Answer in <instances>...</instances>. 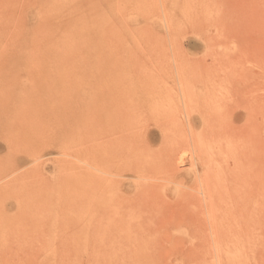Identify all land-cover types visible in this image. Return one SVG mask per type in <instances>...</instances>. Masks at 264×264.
Here are the masks:
<instances>
[{
    "label": "rangeland",
    "instance_id": "rangeland-1",
    "mask_svg": "<svg viewBox=\"0 0 264 264\" xmlns=\"http://www.w3.org/2000/svg\"><path fill=\"white\" fill-rule=\"evenodd\" d=\"M0 147V264H208L204 209L264 216V0H0Z\"/></svg>",
    "mask_w": 264,
    "mask_h": 264
},
{
    "label": "bare ground",
    "instance_id": "bare-ground-1",
    "mask_svg": "<svg viewBox=\"0 0 264 264\" xmlns=\"http://www.w3.org/2000/svg\"><path fill=\"white\" fill-rule=\"evenodd\" d=\"M82 2V1H81ZM81 2H79V3H81ZM90 3V2H89ZM97 4V3H96ZM95 4V5H96ZM86 5V4H85ZM88 5V4H87ZM92 5V4H91ZM90 5V6H91ZM78 6V5H77ZM83 6V5H82ZM82 6H80L79 5V8L81 7L82 8ZM89 6V5H88ZM87 6V7H88ZM94 6V5H93ZM75 8V7H74ZM73 8V9H74ZM89 8V7H88ZM72 9V10H73ZM91 9V8H90ZM93 9V8H92ZM85 11H86V9H85ZM95 11V10H94ZM84 12V11H83ZM73 13V12H72ZM75 15V19H73V21L74 20H76V15L77 14H74ZM73 18V17H72ZM85 20H86V17H85ZM77 21V20H76ZM85 22V21H84ZM75 23V22H74ZM79 23V22H78ZM75 25H77V23L75 24ZM165 25V24H164ZM73 28H74V26H73ZM80 28V27H79ZM76 30V29H75ZM78 31V30H77ZM103 66V65H102ZM106 70V69H105ZM113 75V74H112ZM99 80V79H98ZM115 84H116V82H115ZM97 93V92H96ZM95 93V94H96ZM100 97V96H99ZM94 99V98H93ZM87 113H89V112H87ZM91 113H94V112H90L89 113V118L92 116V118H93V114L91 115ZM115 114L116 113H119V112H114ZM124 113H126V112H124ZM127 114V113H126ZM118 114H116V116H117ZM122 115V113H120V116ZM125 115V114H124ZM123 115V116H124ZM119 115H118V117L117 118H119L120 117ZM122 116V117H123ZM121 117V118H122ZM126 117V116H125ZM149 117V116H148ZM120 118V119H121ZM128 117H126V119H127ZM119 119V120H120ZM123 119H124V117H123ZM89 120H91L92 121V119H89ZM118 121V120H117ZM124 121V120H123ZM122 121V122H123ZM126 121V120H125ZM139 121V120H138ZM137 121V122H138ZM88 122H90V121H88ZM94 123V122H93ZM93 123L91 122V125H93ZM121 123V122H120ZM140 123V122H139ZM95 124V123H94ZM127 125V124H126ZM117 126H119V125H117ZM138 126V125H137ZM119 127H121V126H119ZM125 127V126H124ZM132 127V126H131ZM186 127L189 129V126H188V124L186 123ZM147 128V127H146ZM111 128L109 127V130H110ZM123 129V128H122ZM147 129H149V128H147ZM93 130V129H92ZM105 131V130H104ZM139 131V130H138ZM149 131V130H148ZM155 131V130H154ZM106 132L109 134V132L106 130ZM157 132V131H156ZM190 132V131H189ZM93 133V132H92ZM127 133H128V131H127ZM131 133V132H130ZM138 133V132H137ZM140 133L142 134V132L140 131ZM101 134V133H100ZM126 134V133H125ZM125 134H124V136H125ZM133 134V133H132ZM135 135H136V133H134ZM133 134V135H134ZM155 133L154 132H151L150 133V136H149V142H154L155 140H156V138H155V136L156 135H154ZM91 135V134H90ZM94 135V134H93ZM102 136H103V134H101ZM134 135V136H135ZM143 135V134H142ZM145 135V134H144ZM143 135V136H144ZM147 135V134H146ZM154 135V136H153ZM123 136V137H124ZM127 136H129L128 134H127ZM127 136H125V138L127 137ZM136 136H138V134L136 135ZM148 136V135H147ZM9 137V136H8ZM12 137H14V135H12ZM89 137V136H88ZM95 137V136H94ZM140 137V136H139ZM146 137V136H145ZM100 138H101V136H100ZM138 138V137H137ZM16 139V138H15ZM88 139H90V138H88ZM94 139V138H93ZM124 139V138H123ZM134 139V138H133ZM132 139V140H133ZM139 139V138H138ZM142 139H143V137H142ZM141 139V140H142ZM7 140H8V138H7ZM111 140V139H110ZM112 140H113V138H112ZM115 140H117L118 141V139L116 138ZM120 140V139H119ZM126 140V139H125ZM128 140H129V138H128ZM97 141V140H96ZM108 141V140H107ZM127 141V140H126ZM146 141V140H145ZM111 142V141H110ZM130 142V141H129ZM138 142V141H137ZM137 142H135L134 143V141H133V143L134 144H137ZM93 143V142H92ZM114 143V142H113ZM119 143V142H118ZM120 143H121V141H120ZM128 143V142H127ZM161 143V142H160ZM97 144V143H96ZM129 144V143H128ZM133 144V146H135ZM138 144H139V142H138ZM100 145H101V143H100ZM113 145V144H112ZM121 145V144H120ZM140 145V144H139ZM145 145V144H144ZM143 145V146H144ZM91 146V145H90ZM96 146H98V145H96ZM132 146V147H133ZM138 146V145H137ZM136 146V147H137ZM142 146V147H143ZM163 146V145H162ZM10 147V146H9ZM99 147V146H98ZM141 147V148H142ZM164 147H165V145H164ZM166 147H168V145L166 146ZM166 147H165V153H167L166 152V150H168V148L166 149ZM13 148V147H12ZM110 148V147H109ZM134 148V147H133ZM148 148V147H147ZM161 148V147H160ZM171 148V147H170ZM137 149V148H136ZM140 149V148H139ZM144 149H145V146H144ZM143 149V150H144ZM92 150V149H91ZM143 150H141V151H143ZM151 150V149H150ZM149 150V151H150ZM162 150L163 149H161V152H162ZM89 151V150H88ZM117 151V150H116ZM131 151V150H130ZM137 151V150H136ZM141 151H139V152H141ZM144 151H147V150H144ZM158 151V150H157ZM175 151V150H174ZM7 152V151H6ZM17 152V151H16ZM93 152V151H92ZM107 152V151H106ZM169 152V151H168ZM95 153V152H94ZM127 153V152H126ZM138 153V152H137ZM146 153V152H145ZM149 153V152H148ZM156 153V152H155ZM164 153V154H165ZM112 154V153H111ZM162 154V153H161ZM163 154V155H164ZM39 155V156H38ZM63 155V154H62ZM91 155V154H90ZM95 155H97L96 153H95ZM104 155V154H103ZM108 155V154H107ZM106 155V156H107ZM110 155V154H109ZM167 155V154H166ZM41 156H42V153L40 154H37V153H35V154H31V155H20L19 157H15L16 158V161H14V163H17V164H19L20 163V165H22V164H25L24 166H27V164L26 163H28L29 162V160H38V159H40L41 158ZM105 156V158H107ZM143 156V155H142ZM172 156V155H171ZM1 157V156H0ZM7 157V156H6ZM2 158V157H1ZM10 158V157H9ZM61 158V157H60ZM85 158V157H84ZM104 158V157H103ZM148 158V157H147ZM146 158V159H147ZM6 159V158H5ZM92 159V158H91ZM115 159V158H114ZM149 159V158H148ZM172 159V158H171ZM183 159V158H182ZM1 160V159H0ZM138 160H140V159H138ZM102 162H103V160H101ZM105 161H106V159H105ZM104 161V162H105ZM108 161V160H107ZM129 161V160H128ZM131 161V160H130ZM171 161V160H170ZM151 162H152V160H151ZM164 162V161H163ZM162 162V163H163ZM183 160H181L180 161V163L181 164H183ZM106 163V162H105ZM123 163V162H122ZM146 164H147V162H145ZM148 163H149V161H148ZM159 163V162H158ZM3 164V163H2ZM11 164H12V162H11ZM40 164V163H39ZM102 164V163H101ZM155 164V163H154ZM164 164H167V163H165L164 162ZM173 163H171V165H172ZM20 165H14L13 166V169L11 170L12 172H19L20 170H22V169H24V166L22 165V166H20ZM114 165H116V164H114ZM137 165V164H136ZM141 165V164H140ZM148 165H150V164H148ZM153 165V164H152ZM163 165V164H162ZM84 166V165H83ZM126 166V165H125ZM139 166V165H138ZM143 166H145V165H143ZM165 166V165H164ZM36 167V166H35ZM89 167V166H88ZM94 167H96V166H94ZM107 167V166H106ZM155 167V166H154ZM158 166H156V168H157ZM160 167V166H159ZM168 167V166H167ZM2 168H3V166H2ZM100 168V167H99ZM142 168H144V167H142ZM104 169V168H103ZM102 169V170H103ZM121 169V168H120ZM162 171H164V170H166V168L164 169L163 167H162ZM7 170H9V168L7 169ZM32 170V169H31ZM88 170V169H87ZM96 170V169H95ZM101 170V169H100ZM106 170V169H105ZM161 170V169H160ZM169 170V169H168ZM167 170V171H168ZM92 171V170H91ZM99 171V170H98ZM109 171V170H108ZM124 172H125V176H127V177H129L130 178V176H131V173H132V169H127V170H123ZM142 171V170H141ZM140 171V172H141ZM4 172V171H3ZM8 172V171H7ZM22 172V171H21ZM30 172V171H29ZM29 172L28 171H26L25 170V174L24 175H26L27 173L29 174ZM89 172V171H88ZM95 172V171H94ZM97 172V171H96ZM0 173H1V171H0ZM9 173V172H8ZM20 173V172H19ZM32 173V171L30 172V174ZM33 173H35V172H33ZM139 173V172H138ZM143 173V172H142ZM153 173H154V171H153ZM158 173H159V171H158ZM166 173V172H165ZM12 174V173H11ZM27 174V175H28ZM36 174V173H35ZM111 174V173H110ZM123 174V173H122ZM148 174V173H147ZM150 174H151V172H150ZM13 175V174H12ZM15 175V174H14ZM20 175H23V172H22V174H20ZM32 175V174H31ZM99 175V174H98ZM101 175V174H100ZM121 175V174H120ZM162 175V174H161ZM5 176V175H4ZM11 176V175H10ZM101 176H103V175H101ZM144 176V175H143ZM152 176V175H151ZM150 176V177H151ZM164 176V175H163ZM2 177H3V173H1V175H0V180L2 179ZM19 177V176H18ZM116 177H118L117 175H116ZM132 177V176H131ZM147 176H145V178H146ZM149 177V178H150ZM156 177V176H155ZM162 177V176H161ZM4 178V177H3ZM5 178H7V177H5ZM22 178V177H21ZM128 178V179H129ZM134 178V177H133ZM149 178H148V180H146L145 179V181H149ZM156 178H158V177H156ZM165 178V177H164ZM15 179V178H14ZM20 179V178H19ZM100 179H101V177H100ZM154 179V178H153ZM159 179V178H158ZM157 179V180H158ZM166 179V178H165ZM9 180H11V178H9ZM9 180H7L8 181V183H9ZM23 180V179H22ZM99 180V179H98ZM5 181H6V179H5ZM6 181V182H7ZM102 181V180H101ZM151 181V180H150ZM154 181V180H153ZM160 181V180H159ZM11 182V181H10ZM14 182V181H13ZM117 183L116 184H119V190L121 189V187H125V189H126V186H127V184L129 183L128 181H125V180H123V179H120V180H118V181H116ZM2 183V182H1ZM102 183V182H101ZM5 184V183H4ZM11 184V183H10ZM90 184V183H89ZM104 184V183H103ZM145 184V183H144ZM148 184V183H147ZM149 184H151V183H149ZM148 184V185H149ZM164 184V183H163ZM101 185V184H100ZM137 188H136V190H138V191H141V192H138V193H136L135 194V196H142V194L144 195V194H146V190L148 189V187H144V188H142L144 185H142V183H140V185H139V183H136V184H134ZM153 185V184H152ZM155 185H156V179H155ZM158 185H160V183L158 184ZM131 186H133V185H131ZM130 186V187H131ZM149 186H151V185H149ZM160 187H162V186H160ZM95 188V187H94ZM127 188H128V186H127ZM140 188V189H139ZM151 188V187H150ZM157 188V187H156ZM155 188V189H156ZM124 189V190H125ZM88 190V189H87ZM149 190V189H148ZM147 190V191H148ZM162 190H164V188H162ZM122 191V190H121ZM153 191V190H152ZM152 191H150L151 193H152ZM157 192H158V190H156ZM156 191H155V193H156ZM105 193V192H104ZM148 194H149V191L147 192ZM160 193H161V191H160ZM201 193V192H200ZM199 193V194H200ZM153 194H154V191H153ZM200 195H202V194H200ZM152 196V195H151ZM164 196V195H163ZM136 197V198H137ZM201 200H202V197H201ZM202 201H204V199L202 200ZM130 203L132 202V201H129ZM205 202V201H204ZM121 204V203H120ZM132 204V203H131ZM129 205V204H128ZM203 205H204V203H203ZM131 206V205H130ZM132 207V206H131ZM125 209V208H124ZM128 209V208H127ZM131 210V209H130ZM204 212H205V218H206V228H207V231H208V236L207 235H204L203 234V236H204V241H207V243H208V254H209V257H210V261H208V264H232L230 261H229V254L231 253V251L229 250V247L233 244V242H235V241H237V243H238V245H240V250H238V249H236V251L237 252H241L242 253V255H243V261H241V264H264V216L263 217H261V221H260V223H259V229H256V230H254V232H252L251 234L249 233V232H246V236H244L243 235V233L245 232V231H249V230H252L253 228H251L250 226H247V225H245V226H242V224L241 223H237V222H235L233 225H231V224H229V223H227V225H225V226H223V225H221V224H216V223H211L210 221H209V216H208V213H207V210L206 209H204ZM94 213V212H93ZM125 213V212H124ZM129 213V212H128ZM133 213V212H132ZM105 214V213H104ZM126 214V213H125ZM134 214V213H133ZM132 215V214H131ZM135 215V214H134ZM104 216V215H103ZM124 216V215H123ZM125 216H127L128 217V215H125ZM139 216V218L137 219V220H141V219H143L142 218V215H138ZM138 216H136V217H138ZM147 216V215H146ZM130 217V216H129ZM132 217V216H131ZM149 218H150V216H148ZM96 218V217H95ZM121 218V220L123 221V217L121 216L120 217ZM127 219V218H126ZM135 219V218H134ZM133 219V220H134ZM125 220V219H124ZM96 222V221H95ZM124 222H127V220L126 221H124ZM138 222V221H137ZM136 222V223H137ZM97 223V222H96ZM130 224H132V223H130ZM94 226V225H93ZM117 228H119V229H117V230H115V232H110V234H106V235H108V237L109 238H115V236H119V238L122 240V241H124L123 243H126L125 241H133V242H144V241H148V240H154L153 239V235H151V234H149V233H147V230H146V232L144 231V227L143 226H141V225H136L135 223L134 224H132V225H122V224H119L118 226H117ZM93 230V229H92ZM95 230H96V228H95ZM97 230H98V228H97ZM15 233V232H14ZM19 233H20V231H19ZM18 233V234H19ZM98 233H100V230L98 231ZM97 233V231H96V234H98ZM87 234H89V232L87 233ZM86 234V236H89V235H87ZM92 234V233H91ZM102 234H100V238H102V236H101ZM27 236V235H26ZM91 236V235H90ZM89 236V237H90ZM107 236H105V238H106ZM107 237V238H108ZM170 237V236H169ZM30 238H32V237H30ZM157 238V237H156ZM25 239V238H24ZM93 239V238H92ZM117 239V238H116ZM120 239H118V241L120 240ZM201 239V238H200ZM26 240H27V238H26ZM32 239H30L29 241H31ZM90 240V239H89ZM159 240V239H158ZM157 240V241H158ZM5 241V240H4ZM9 241V239L6 241V242H8ZM28 241V240H27ZM87 241H88V238H87ZM14 242V241H13ZM17 242V241H16ZM19 242V241H18ZM17 242V243H18ZM22 242V241H21ZM35 242V241H34ZM37 242V241H36ZM35 242V243H36ZM17 243H16V246H17ZM42 243V242H41ZM146 243V242H145ZM232 243V244H231ZM7 244V243H6ZM29 244V243H28ZM40 244V243H39ZM128 244V243H127ZM127 244H125V245H127ZM130 244V243H129ZM132 244H134V243H132ZM141 244V243H140ZM148 244V243H147ZM13 245V244H12ZM119 245V244H118ZM5 246H8V245H5ZM9 246H11V244H9ZM15 246V247H16ZM21 246V245H20ZM34 246H35V244H34ZM134 246V245H133ZM144 246V245H143ZM143 246H141V247H143ZM13 247V246H12ZM15 247H14V251H15ZM43 247V246H42ZM91 247V246H90ZM124 247V246H123ZM141 247H140V249L139 250H141ZM146 247V246H145ZM9 247H5V249H8ZM17 248V247H16ZM44 248H45V246H44ZM99 248V247H98ZM121 248V247H120ZM124 248H126V247H124ZM128 248H130V247H128ZM5 249H4V251H5ZM21 249V248H20ZM31 249V248H30ZM123 249V248H122ZM131 249V248H130ZM138 249V248H137ZM145 249V248H144ZM146 249H147V247H146ZM149 249V248H148ZM1 250H3V247L0 249V251ZM10 250V249H9ZM8 250V251H9ZM12 250H13V248H12ZM118 250V249H117ZM138 250V251H139ZM4 251H2V252H4ZM18 251V250H17ZM17 251H15L16 253H17ZM20 251V250H19ZM42 251H44V250H42ZM41 251V252H42ZM47 251V250H46ZM91 251V250H90ZM128 251H130V250H128ZM145 252H146V250H144ZM144 251H143V253H144ZM158 251V250H157ZM2 252H0V253H2ZM6 252H7V250H6ZM10 252H12V251H10ZM9 252V253H10ZM21 252H23V251H20V253ZM37 252V251H36ZM48 252V251H47ZM118 252H120V251H118ZM126 252V251H125ZM137 252V251H136ZM135 252V253H136ZM142 252V251H141ZM9 253H7V255H9ZM16 253H12V254H14V255H16ZM34 253V252H33ZM128 253H131V252H128ZM142 253V254H143ZM156 253V252H155ZM4 254H6L5 252H4ZM12 254H10V255H12ZM22 254H24V253H22ZM21 254V255H22ZM35 254V253H34ZM132 254V253H131ZM137 254V253H136ZM145 254H150V253H145ZM119 255V254H118ZM117 255V256H118ZM141 255V254H140ZM150 255H152V252H151V254ZM154 255H156V254H154ZM153 255V256H154ZM2 256V255H1ZM4 256H6V255H4ZM13 256V255H12ZM11 256V257H12ZM18 256H19V254H18ZM38 256V255H37ZM87 256H89L88 255V252H87ZM132 256V255H131ZM144 256V255H143ZM177 256H180L179 258L180 259H183L184 258V252H182V251H178V253H177ZM10 257V256H9ZM15 256H13L12 258H14ZM22 256H20V258H21ZM24 257H26V256H24ZM34 257H35V255H34ZM124 257V256H123ZM146 257V256H145ZM1 258V257H0ZM4 258V257H3ZM8 258V257H7ZM18 257L16 256V258L15 259H17ZM36 258V257H35ZM126 258V257H125ZM130 258H133V257H130ZM136 258V257H135ZM134 258V259H135ZM144 258V257H143ZM151 258H152V256H151ZM9 259V258H8ZM8 259H5V260H8ZM11 259V258H10ZM9 259V260H10ZM22 259H24V258H22ZM26 259V258H25ZM137 259H138V257H137ZM153 259V258H152ZM154 259H155V257H154ZM153 259V260H154ZM12 260V259H11ZM19 260H21V259H19ZM152 260V261H153ZM15 261V260H14ZM119 261V260H118ZM124 262H125V260H123ZM143 261V260H142ZM155 261V260H154ZM12 262H13V260H12ZM123 262V263H124ZM130 262V261H129ZM144 262V261H143ZM8 263H10V262H8ZM29 263V262H28ZM34 263V262H33ZM86 263V262H85ZM89 263V262H88ZM138 263V262H137ZM139 263H140V261H139ZM15 264V263H14ZM16 264H18V262L16 263ZM31 264V263H30ZM37 264V263H36ZM124 264H126V263H124ZM131 264V263H130Z\"/></svg>",
    "mask_w": 264,
    "mask_h": 264
},
{
    "label": "crops",
    "instance_id": "crops-1",
    "mask_svg": "<svg viewBox=\"0 0 264 264\" xmlns=\"http://www.w3.org/2000/svg\"><path fill=\"white\" fill-rule=\"evenodd\" d=\"M0 149H1V147H0ZM1 152H2V150H1ZM51 154H52V153H51ZM22 165L24 166L25 164H22ZM22 165H20V166H22ZM8 206L10 207V205H7V207H8Z\"/></svg>",
    "mask_w": 264,
    "mask_h": 264
}]
</instances>
